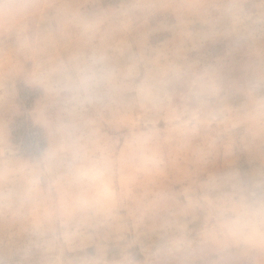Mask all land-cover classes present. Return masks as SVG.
Here are the masks:
<instances>
[{
    "label": "clouds",
    "instance_id": "1",
    "mask_svg": "<svg viewBox=\"0 0 264 264\" xmlns=\"http://www.w3.org/2000/svg\"><path fill=\"white\" fill-rule=\"evenodd\" d=\"M0 105V264H264V0H0Z\"/></svg>",
    "mask_w": 264,
    "mask_h": 264
},
{
    "label": "rangeland",
    "instance_id": "2",
    "mask_svg": "<svg viewBox=\"0 0 264 264\" xmlns=\"http://www.w3.org/2000/svg\"><path fill=\"white\" fill-rule=\"evenodd\" d=\"M105 4L118 3L119 0H102ZM33 92L24 87H20L18 90V96L15 99V103L20 107V114H8L9 130L13 140L20 141L25 134L31 132L35 133V129L32 127L30 120L23 115V109L29 107L32 102ZM3 114V107L0 105V115Z\"/></svg>",
    "mask_w": 264,
    "mask_h": 264
}]
</instances>
